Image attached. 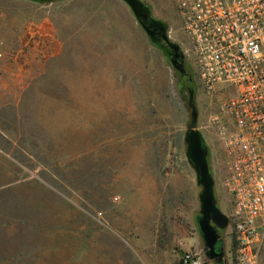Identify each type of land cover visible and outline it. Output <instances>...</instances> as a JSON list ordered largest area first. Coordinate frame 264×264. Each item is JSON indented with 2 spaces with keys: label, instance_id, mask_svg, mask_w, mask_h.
I'll return each instance as SVG.
<instances>
[{
  "label": "rangeland",
  "instance_id": "obj_1",
  "mask_svg": "<svg viewBox=\"0 0 264 264\" xmlns=\"http://www.w3.org/2000/svg\"><path fill=\"white\" fill-rule=\"evenodd\" d=\"M142 1L185 44L175 1ZM0 52V264H177L180 241L204 249L189 93L123 0H0ZM190 76L230 217L209 122L230 93L204 91L192 66Z\"/></svg>",
  "mask_w": 264,
  "mask_h": 264
},
{
  "label": "built area",
  "instance_id": "obj_2",
  "mask_svg": "<svg viewBox=\"0 0 264 264\" xmlns=\"http://www.w3.org/2000/svg\"><path fill=\"white\" fill-rule=\"evenodd\" d=\"M183 52L204 91L229 92L210 117L226 156L234 264H261L264 243V0H174ZM184 45V46H183ZM5 53L0 52V65ZM177 264H206L180 241Z\"/></svg>",
  "mask_w": 264,
  "mask_h": 264
},
{
  "label": "water",
  "instance_id": "obj_3",
  "mask_svg": "<svg viewBox=\"0 0 264 264\" xmlns=\"http://www.w3.org/2000/svg\"><path fill=\"white\" fill-rule=\"evenodd\" d=\"M123 1L130 8L151 44L163 51L166 60L175 71L184 75L185 54L177 42L170 40L168 24L155 18L151 6L144 1ZM188 105L191 109V123L184 137L186 156L195 170L197 184L201 187L200 211L196 217V223L204 242L206 257L210 260H221L225 256L221 231L229 227L230 218L218 206L214 187L215 179L209 164V150L202 132L196 128L199 112L195 103L194 90L189 91Z\"/></svg>",
  "mask_w": 264,
  "mask_h": 264
},
{
  "label": "trees",
  "instance_id": "obj_4",
  "mask_svg": "<svg viewBox=\"0 0 264 264\" xmlns=\"http://www.w3.org/2000/svg\"><path fill=\"white\" fill-rule=\"evenodd\" d=\"M178 74H179V77L181 78L180 84H181L184 91L186 90L189 93L190 90H195L192 83H191L192 80H190L188 75L185 77V75H182L180 73H178ZM222 233H223V230L221 231V234Z\"/></svg>",
  "mask_w": 264,
  "mask_h": 264
},
{
  "label": "flooded vegetation",
  "instance_id": "obj_5",
  "mask_svg": "<svg viewBox=\"0 0 264 264\" xmlns=\"http://www.w3.org/2000/svg\"><path fill=\"white\" fill-rule=\"evenodd\" d=\"M168 30H169V26H168ZM168 33H169V31H168ZM170 37V36H169ZM170 40L171 41H174V40H172L171 38H170ZM174 42H176V41H174ZM177 43L180 45V47H181V49L183 50V48H182V42H180L179 40L177 41ZM190 62L187 60V58H186V55H185V69H186V72H185V77L188 75V77L190 78V80H192V77L190 76ZM217 261H219L220 263H223V264H225L226 263V261H225V258H223V259H217Z\"/></svg>",
  "mask_w": 264,
  "mask_h": 264
},
{
  "label": "crops",
  "instance_id": "obj_6",
  "mask_svg": "<svg viewBox=\"0 0 264 264\" xmlns=\"http://www.w3.org/2000/svg\"><path fill=\"white\" fill-rule=\"evenodd\" d=\"M183 242V241H182ZM185 246L187 247V245L185 244Z\"/></svg>",
  "mask_w": 264,
  "mask_h": 264
}]
</instances>
